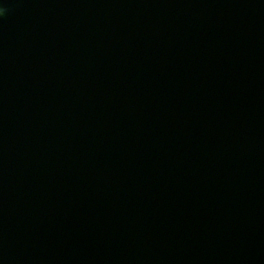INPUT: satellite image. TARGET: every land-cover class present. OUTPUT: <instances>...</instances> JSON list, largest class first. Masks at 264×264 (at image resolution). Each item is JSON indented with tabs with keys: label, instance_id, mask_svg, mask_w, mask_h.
Here are the masks:
<instances>
[{
	"label": "water",
	"instance_id": "95a60500",
	"mask_svg": "<svg viewBox=\"0 0 264 264\" xmlns=\"http://www.w3.org/2000/svg\"><path fill=\"white\" fill-rule=\"evenodd\" d=\"M0 8V264H264V0Z\"/></svg>",
	"mask_w": 264,
	"mask_h": 264
},
{
	"label": "clouds",
	"instance_id": "9594fccd",
	"mask_svg": "<svg viewBox=\"0 0 264 264\" xmlns=\"http://www.w3.org/2000/svg\"><path fill=\"white\" fill-rule=\"evenodd\" d=\"M3 12H4V10L2 8H0V16L3 15Z\"/></svg>",
	"mask_w": 264,
	"mask_h": 264
}]
</instances>
